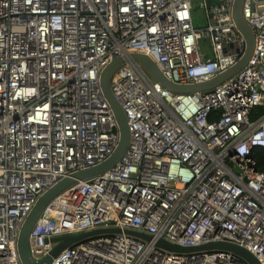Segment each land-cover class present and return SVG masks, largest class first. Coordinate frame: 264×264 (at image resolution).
I'll return each instance as SVG.
<instances>
[{
    "label": "built area",
    "instance_id": "built-area-1",
    "mask_svg": "<svg viewBox=\"0 0 264 264\" xmlns=\"http://www.w3.org/2000/svg\"><path fill=\"white\" fill-rule=\"evenodd\" d=\"M234 2L0 0V264H22V226L47 191L117 149L119 125L101 87L115 58L124 60L111 89L127 117L128 150L52 200L32 230V259L51 255L54 238L111 229L120 232L67 248L51 264H248L225 251L168 252L157 240L233 244L264 264V171L255 156L264 150V0L243 5L252 58L214 90L171 92L132 58L150 57L182 86L226 73L247 49Z\"/></svg>",
    "mask_w": 264,
    "mask_h": 264
},
{
    "label": "water",
    "instance_id": "water-1",
    "mask_svg": "<svg viewBox=\"0 0 264 264\" xmlns=\"http://www.w3.org/2000/svg\"><path fill=\"white\" fill-rule=\"evenodd\" d=\"M244 2L245 0H235L233 6V17L239 31L246 39L247 42L246 53L237 66L227 71L226 73L212 79L211 81L202 84L188 85V86L177 85L165 78V76L162 74L157 64L150 57L143 54H133L132 58L135 61H137L147 71V73L151 77H153L155 81L160 83L162 87L170 90L171 92L178 94H189V93L206 92V91L214 90L217 87L224 84L229 79L236 76L238 73H240L248 65L254 53L256 46L255 34L243 16ZM209 5H211V0H209ZM123 62L124 60L122 58H115L113 62L104 70L101 76V87L103 90V94L110 103L119 125V129L121 133L119 145L115 150L113 156L108 161L97 167L80 171L74 174L72 177L62 180L55 187L47 191L38 200L32 212L25 220L19 235L18 253L22 264H51L53 258L60 255L67 248H70L76 244H80L86 241L87 239L96 236H100L112 232H120V230L103 229V230H97L76 236H65V237L54 238L52 242L56 243L57 245L51 252V255H49L39 263L34 261L30 254V237L32 230L35 224L37 223L38 219L40 218L44 210L52 202V200L58 197L61 193H63L67 189L76 185L78 182L87 181L99 177L103 175L105 172L113 169L123 159V157L125 156L128 150L130 143V130L128 126L127 117L122 107L117 102L111 89L112 79L116 74V72L122 67ZM127 233L135 237H138L148 243L153 241V238L146 234L130 232V231H127ZM155 246L163 250H166L168 252L177 253V254H193L199 252L225 251L237 255L248 264H260L257 258L248 250L239 247L237 245L228 244V243H211L199 247H181L166 242L164 240H157L155 242Z\"/></svg>",
    "mask_w": 264,
    "mask_h": 264
},
{
    "label": "rangeland",
    "instance_id": "rangeland-1",
    "mask_svg": "<svg viewBox=\"0 0 264 264\" xmlns=\"http://www.w3.org/2000/svg\"><path fill=\"white\" fill-rule=\"evenodd\" d=\"M196 25L198 28H202L206 25V20L201 10H197L196 12ZM202 48L204 52H210L209 45L207 43L202 42Z\"/></svg>",
    "mask_w": 264,
    "mask_h": 264
},
{
    "label": "trees",
    "instance_id": "trees-1",
    "mask_svg": "<svg viewBox=\"0 0 264 264\" xmlns=\"http://www.w3.org/2000/svg\"><path fill=\"white\" fill-rule=\"evenodd\" d=\"M261 108L257 109V111H255L253 114H252V119H255L257 117V114L259 112H261ZM255 156L257 158V160L259 161L260 163V168L262 171H264V150L262 149H258L256 152H255Z\"/></svg>",
    "mask_w": 264,
    "mask_h": 264
}]
</instances>
